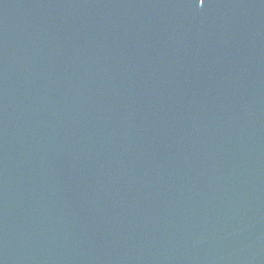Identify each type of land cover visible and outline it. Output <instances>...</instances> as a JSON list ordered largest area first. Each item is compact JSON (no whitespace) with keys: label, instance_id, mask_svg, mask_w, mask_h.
Instances as JSON below:
<instances>
[{"label":"water","instance_id":"obj_1","mask_svg":"<svg viewBox=\"0 0 264 264\" xmlns=\"http://www.w3.org/2000/svg\"><path fill=\"white\" fill-rule=\"evenodd\" d=\"M0 264H264V0H0Z\"/></svg>","mask_w":264,"mask_h":264},{"label":"snow or ice","instance_id":"obj_2","mask_svg":"<svg viewBox=\"0 0 264 264\" xmlns=\"http://www.w3.org/2000/svg\"><path fill=\"white\" fill-rule=\"evenodd\" d=\"M199 4H203L204 3V0H198ZM196 3H197V0H196Z\"/></svg>","mask_w":264,"mask_h":264}]
</instances>
